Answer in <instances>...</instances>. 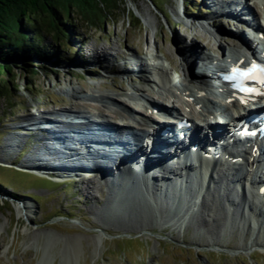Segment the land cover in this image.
Listing matches in <instances>:
<instances>
[{"label":"rangeland","instance_id":"rangeland-1","mask_svg":"<svg viewBox=\"0 0 264 264\" xmlns=\"http://www.w3.org/2000/svg\"><path fill=\"white\" fill-rule=\"evenodd\" d=\"M207 1L121 0L115 4L110 19L101 18L93 26L74 13L75 32L68 39L66 48L60 44L58 54L50 60L34 62L36 71L32 74L28 67L21 66L15 69L14 76L3 78L5 92L0 97V264H264V204L254 205L248 197L243 206L230 169L225 171L227 175L224 174L228 184L219 173H212L214 180L210 182V192L224 203L228 213L221 229L212 234L206 227L197 225V218L203 215L208 220L215 210L209 213L210 217L203 210L201 201L194 207L189 203L196 185L192 177L183 178L184 186L159 185L157 190H153L146 177L142 180L143 195H138L125 185L124 171L116 182H111L108 177L103 182L99 173L94 177L96 181L90 178H78V181L70 177L56 182L37 175L43 174L41 172L36 174L25 168L28 162L39 161L35 159V155L38 156L35 147L40 131L48 133L49 138L44 147L41 146V155L49 156L45 153L46 148L55 151L51 155L54 164L75 161L60 158L69 151L76 150L74 153L85 155L84 150H78V143L90 142L91 126L113 136L114 145L109 152L118 154L120 131L110 132L105 124L119 121L120 116L114 119L111 111L125 106L130 98L153 101V97L161 96L168 100L162 105L171 107L175 103L176 109L188 111L190 107L180 104L183 98L177 89V86L191 89L181 70L183 54L188 56L192 46L197 44L198 53L217 55L237 41V32L231 27H238L220 15L214 16ZM258 1L248 0L259 15ZM71 11L75 12L74 9ZM93 15H97L96 11ZM90 16L88 13L87 17ZM245 38L244 41L248 40ZM191 43L195 45L189 47ZM153 51L158 58L152 57ZM158 61L167 64L174 76L173 81L166 83L170 94L162 88L165 82L156 84L152 80L154 77L147 80L143 78L145 75L140 76L148 74V71L140 70L141 62L150 70ZM189 72L195 75L193 67ZM137 89L143 90L137 92ZM185 94L193 97L187 91ZM173 96L176 97L174 102ZM207 97L214 98L212 95ZM19 102L23 105L18 106ZM71 102L79 103L80 112L71 108ZM68 106V110L63 111ZM128 110L136 113L134 108ZM60 112L73 113L75 117L72 122L58 121L49 125V130L28 126L38 118L49 117V113H55L54 117H57ZM77 130L81 134L78 141L64 139ZM129 140L132 143L126 146L127 150L134 148V142L143 145L144 136ZM99 181L102 191L97 199L88 197L82 186L90 187ZM121 188L127 196L121 195ZM173 188H180L179 196L172 195ZM206 190L203 197L205 203L211 205ZM231 202L229 206L227 203ZM247 203L260 209V216L256 213L255 217ZM133 221L141 222L143 226L137 229L122 226L123 222Z\"/></svg>","mask_w":264,"mask_h":264},{"label":"bare ground","instance_id":"bare-ground-1","mask_svg":"<svg viewBox=\"0 0 264 264\" xmlns=\"http://www.w3.org/2000/svg\"><path fill=\"white\" fill-rule=\"evenodd\" d=\"M248 2H247V4H246V12L248 13V11H250V15L252 16V12L254 13V11H252L251 12V9L248 7ZM237 6H238V4H237ZM263 6H264V4H263ZM212 9H213V15L215 16V15H217L218 13V11H217V9H214L213 7H212ZM246 15H249V13L248 14H246ZM238 21H240V19H237ZM251 21H254V17H252V19H251ZM258 26H259V24H258ZM264 29V28H263ZM214 36V35H213ZM215 37V36H214ZM246 37V36H245ZM243 35L242 36H240V34L239 35H236V39L241 43V46H243L244 48H246V45L244 44V42H243V40L242 39H244L245 38ZM246 39V38H245ZM252 42V41H251ZM232 44V43H231ZM234 44V43H233ZM250 44V43H249ZM191 45H195V43H191L190 45H189V47L191 46ZM195 46H198L197 44L195 45ZM195 46H192V49H191V51H189L188 52V56L186 55V54H183V56H182V60L184 61V65H183V67H182V72H183V75L184 76H186V77H191L192 75L190 74V69H191V67H192V65H191V67L189 66V63L191 62V59H193V58H198V49H199V47H196L195 48ZM194 48V49H193ZM189 50V48L187 49V51ZM186 51V52H187ZM231 55L233 54L234 56H236V57H238L240 54L235 50V51H233V50H231V51H228ZM169 61H170V58L169 57H166ZM209 58V57H208ZM103 59H104V61H107L106 60V57L103 55ZM214 60H218L217 62H220V60L219 59H217V58H214V57H210V63H212V62H214ZM195 63H196V61L195 60H193ZM216 62V63H217ZM170 63H172V61H170ZM193 63V62H192ZM216 65H218V64H216ZM216 65H214L215 67H216ZM189 67V68H188ZM194 67V66H193ZM140 68H142V69H140V70H142V71H146L147 69H148V67L144 64V63H140ZM155 68H153V70H154ZM174 69V68H173ZM175 71V70H174ZM187 72H189V74H187ZM195 73V72H194ZM158 74H159V77L161 78V80H162V83L163 82H165V84L163 83V88L165 89V91H167V94H170L171 93V91H170V88H169V86L167 87L166 86V81H167V79H169V80H171V81H173L174 80V76L172 75V74H170V76H169V74H168V71L167 70H162V69H159L158 70ZM172 75V76H171ZM172 77V78H171ZM147 80H148V77L146 78ZM196 79V78H195ZM165 80V81H164ZM197 80V79H196ZM204 80L206 81V78H204ZM176 83V82H175ZM174 86H175V84H174ZM141 87V86H140ZM194 87V86H193ZM137 88V87H136ZM177 88H178V86H177ZM197 89V91L196 92H193V91H191L190 89H188L187 87H184V89H183V93H184V95L185 96H187L186 94H185V92L187 91V92H189V94H191V96H193L194 98H195V101L194 100H192L191 99V103L194 105V107H195V105H198V104H200L201 102H202V99H201V97L199 96L200 94H199V91L200 90H202L201 88H196ZM143 89H137V92H141ZM124 94V93H123ZM173 94V93H172ZM175 95V94H174ZM157 96V95H156ZM166 96V95H165ZM188 97V96H187ZM196 98L197 99H199L201 102H198L197 100H196ZM167 99V98H166ZM166 99H164L163 97H161V96H158V98H154L153 97V102L154 101H156L157 103H155V105L156 106H159L162 102H164V100H166ZM177 99H179V98H177ZM166 101H168V100H166ZM180 101V100H179ZM188 102H190V100H188ZM139 103V102H138ZM178 103V102H177ZM162 105V104H161ZM178 105V104H177ZM180 105V104H179ZM212 105V104H211ZM172 106H175V103H172ZM79 103L78 102H71V108H73V109H79ZM87 107V106H86ZM176 107V106H175ZM187 107V106H186ZM179 108H181V107H179ZM91 109V108H90ZM71 110V109H70ZM97 111V110H96ZM122 111H124V112H127V113H130V111L128 110V107H126V104H125V106L123 105V107H121V108H117V109H115V110H112L111 111V116H113L114 117V119H117V117L118 116H121L122 117ZM77 112H80V109L79 110H77ZM71 113V112H70ZM102 113V112H101ZM101 113H99L98 112V114H101ZM226 114L227 115V113L229 114V115H232V114H230L229 112H228V105L227 104H223V107H222V109L220 110V114ZM73 114V113H72ZM121 114V115H120ZM180 114V113H179ZM185 114H186V112H185ZM222 114H221V116H222ZM182 115V114H181ZM188 115V114H187ZM187 115H185V116H187ZM157 116V115H156ZM153 117V119L155 118V120H161L160 119V117ZM189 117H191L192 118V122H193V125L194 126H198V123H201V124H203L204 125V127H208V128H213V125H215V124H217L219 121L217 120V119H215V118H213V119H210V118H208V117H204V118H198L197 116H195L194 114H189ZM56 119H54V121H52V123H57L58 121H57V117H55ZM111 118V117H110ZM187 118H188V116H187ZM44 119H50V116L48 117V118H44ZM118 119H121V118H118ZM111 120V119H110ZM223 120H224V122H227L228 120H230V119H228V117L226 116V117H224L223 118ZM119 121H121V120H119ZM101 122V121H100ZM117 122V121H116ZM119 123V122H118ZM123 123V122H122ZM125 124L127 125V126H132V124L133 123H131L130 121H128V120H126V122H125ZM159 123H158V121L154 124L155 126H157ZM219 125H221L220 123H219ZM28 126H31V125H28ZM119 126H121V125H119ZM145 129H147V130H144L143 128H141V127H138L137 128V130L138 131H140L139 132V134H141V132H143L144 134L146 133V134H152V133H154V132H150V130L152 129V127L150 128V127H147V128H145ZM227 132H228V130H227ZM227 132H226V134H227ZM47 134L48 133H46V132H39V136H38V139H37V142H36V147H35V152L38 154V156H36L35 155V159H37V160H39L38 162H34V163H27V166H25V168H28V170H37L38 172H41V173H46V174H52V175H54L55 177H63V176H66V177H64V178H70V177H74L75 178V171H76V168H73V167H71V166H69V165H72V166H78L79 164L77 163V162H80L82 165H83V167H90V166H92V165H94V170H96V171H98V173H99V176H100V178H101V180H103V182H106L107 181V178L106 177H108V179L111 181V182H116V179H118L117 177L119 176L118 175V173L119 172H117L118 171V169L120 168V170H123L125 173H131L130 172V170H127L126 168H123V167H121V166H117V167H115L114 169H111V166H107V168H103V166L101 165V163H99V162H95L94 160V158L95 157H93V155L91 156L90 155V151L89 150H91V149H93V147L88 143V145H84L83 144V147H81L80 146V143H78V145H79V148H78V150L80 149V150H84V152H85V155H81V154H79V153H74L76 150H74L73 151V153H71L70 151L69 152H66V154L64 153L63 154V156L62 157H60L61 159H64V161L65 160H69V159H71V158H73V159H75V161H73L72 163H70L69 161H65L66 163H64V164H59V163H57V164H54V160L51 158V155H54L56 152L55 151H53V150H50V148H46L45 149V153L47 154V155H49L48 157H45V156H42L43 154H42V150H41V148L42 147H44V145H45V142H47L46 140H48L49 138H48V136H47ZM222 134H224V132L222 133ZM143 135V134H142ZM220 136H223V135H220ZM69 139H74L75 141H78V139L75 137V136H73V137H70L69 136ZM61 140H62V138H61ZM99 140H98V138H96V137H94L93 136V140L92 141H90V143H93V146H94V144H96L97 142H98ZM42 146V147H41ZM91 146V147H90ZM90 147V148H89ZM163 147H167L166 146V144L165 145H163ZM175 151V154H176V150H174ZM159 151L158 150H156V149H154V150H152V154H149V155H147L146 156V158H147V161H148V163L149 164H145V167H143L142 168V170H140L139 169V171H137L135 174H133L132 176H133V179L132 180H130V189L132 190V192L133 193H135V194H138V195H143V188H142V186H143V184H142V180H144L145 178H146V174H147V176L150 174V171H152V170H154L153 171V174H151V178L150 179H148V181H149V183H150V185H152L151 187L153 188V190H157V187L160 185V186H164V185H166V184H171V185H178V182L179 181H181L182 182V179L183 178H186L190 173H194L195 174V172H193V170H191L190 169V167H189V165H187V164H184V165H182V164H179V162H174L172 159H170V157L172 156V154L171 153H169V154H163L161 157L162 158H167V160L166 161H160V159H154L153 158V154H155V153H158ZM145 153V152H144ZM215 153H217V151L215 152ZM214 153V154H215ZM42 154V155H41ZM95 156H96V154H95V152L93 153ZM50 158V159H49ZM172 158V157H171ZM221 160H222V158H218V159H216L215 161L216 162H221ZM93 161H94V164H92L93 163ZM141 161H143V159L141 160ZM245 161H246V164L248 165V167L250 168V167H252V169L254 168V164L256 163V159L255 158H250V155L249 154H247L246 155V158H245ZM120 164H126L127 163V159H123V160H121L120 162H119ZM170 163V164H169ZM67 164H69V165H67ZM139 164H141V163H139ZM144 165V164H143ZM23 166V167H24ZM187 167V173H185V174H181V169L182 168H186ZM140 168V167H139ZM176 168V169H175ZM132 170H133V168H131ZM146 169H147V173H146ZM232 169H234L233 167H232ZM99 170H103V172L101 173ZM149 170V171H148ZM98 173H96V174H98ZM208 173V169H206V173H204V175H205V177H206V175H208L207 174ZM96 174H94L93 175V177L92 178H90L89 180H92V181H96L95 180V176H96ZM72 175V176H71ZM107 175V176H106ZM221 175V177H224V180H225V182L228 184L229 183V180H228V177H226L224 174L222 175V174H220ZM234 175V174H233ZM150 176V175H149ZM237 177H236V181L237 182H240V181H242V183H243V186H242V193H241V198H242V200L243 201H241V203H243V206L245 207L246 205H244L245 203H246V200H247V198H248V196H251L252 198H257L256 196H255V194L257 193V187H256V185H251V187L250 186H248V178L251 176L250 175V172H248L247 171V173H243L242 175H236ZM253 176V175H252ZM256 175H254V177H255ZM156 177H159V178H156ZM170 177L171 178H176V179H178V180H176V182H175V184H173V182L171 181V179H170ZM211 177V179L213 180V178H212V176H211V174L209 173V178ZM233 177H235V176H232V178ZM81 179H83V178H81ZM113 179H115V181H112ZM158 179H160V180H158ZM231 180V179H230ZM78 181H79V179H78ZM146 181V180H145ZM210 181V180H209ZM146 183V185H147V182H145ZM213 184H214V181H213ZM216 185V184H215ZM215 185H213V186H215ZM177 186H175V188H176ZM124 188V187H123ZM123 188H121L120 190H121V195H123V196H127L128 194H126V192L125 191H123ZM226 188V187H225ZM130 189H127V190H130ZM164 189H167V188H164ZM82 190L87 194V196L88 197H90V198H95V199H97V196L101 193V191H102V187H101V184H100V181H99V183L98 184H96V183H93L90 187H88V186H86V185H83L82 186ZM168 190V189H167ZM235 191V190H234ZM209 197H211V200H212V204L211 205H209L208 203H205V200H204V198L201 200V206H203V210L204 211H206L207 212V214L209 215V213L210 212H212V209L213 210H215V214H214V216L213 217H211L210 215V219H206L203 215H199L198 216V218H197V225L198 226H200V225H202V226H204V227H206L208 230H209V232H211L212 234H215L217 231H219L220 229H221V227H222V225H223V223H224V220L227 218V216H228V213H227V211L224 209L225 208V206H224V203H222L221 202V200L218 198V197H216L215 195H213V193L212 192H210V189H208L207 190V193H206ZM225 194H228V193H225ZM228 196V195H227ZM226 195H225V197H227ZM227 199H228V197H227ZM249 199V198H248ZM228 201V200H227ZM229 202V201H228ZM232 203L233 202H231L230 204L229 203H227L229 206L230 205H232ZM251 203L252 204H254V205H256L255 203H254V201H251ZM146 204H148V203H146ZM247 204H249V210H250V212L251 213H257L258 215H259V212H260V209L259 210H256L255 208L256 207H254L252 204H251V206H250V203H247ZM224 207H223V206ZM24 205H22V207H23ZM25 207V206H24ZM218 208H221V209H218ZM19 209V208H18ZM254 209V210H253ZM90 211H92V209H89ZM214 212V211H213ZM257 214L255 215V217H257ZM260 216V215H259ZM258 216V217H259ZM134 222V223H133ZM133 222H123V225L122 226H126L127 228H141L142 226H143V224L141 223V222H137V221H133ZM211 241H214V240H211Z\"/></svg>","mask_w":264,"mask_h":264},{"label":"trees","instance_id":"trees-1","mask_svg":"<svg viewBox=\"0 0 264 264\" xmlns=\"http://www.w3.org/2000/svg\"><path fill=\"white\" fill-rule=\"evenodd\" d=\"M108 1L112 3L109 4ZM120 2L121 0H0V97L5 92L3 78L14 76L17 67H28L27 70L32 74L36 71L34 62L50 60L58 54L60 44H64L65 48L69 45L68 39L75 32L72 18L74 13L80 15L86 24L93 26L101 18L110 19L111 11L116 8L115 4ZM95 11L99 18L93 15ZM88 13L91 14L90 17H87ZM17 105L23 104L19 102Z\"/></svg>","mask_w":264,"mask_h":264},{"label":"snow or ice","instance_id":"snow-or-ice-1","mask_svg":"<svg viewBox=\"0 0 264 264\" xmlns=\"http://www.w3.org/2000/svg\"><path fill=\"white\" fill-rule=\"evenodd\" d=\"M226 78L234 80L236 82L234 86L240 87L242 91H255V89L244 88L243 81L258 80L261 85H264V65L252 63L247 68L234 67L232 69V75Z\"/></svg>","mask_w":264,"mask_h":264},{"label":"water","instance_id":"water-1","mask_svg":"<svg viewBox=\"0 0 264 264\" xmlns=\"http://www.w3.org/2000/svg\"><path fill=\"white\" fill-rule=\"evenodd\" d=\"M115 207H116V206H115ZM116 208H118V206H117Z\"/></svg>","mask_w":264,"mask_h":264}]
</instances>
